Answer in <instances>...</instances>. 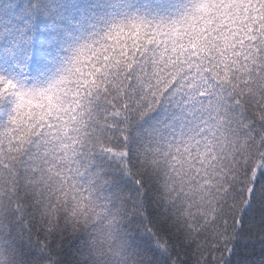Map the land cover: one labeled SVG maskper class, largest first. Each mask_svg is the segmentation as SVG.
<instances>
[{
    "label": "snow or ice",
    "instance_id": "6c2138e0",
    "mask_svg": "<svg viewBox=\"0 0 264 264\" xmlns=\"http://www.w3.org/2000/svg\"><path fill=\"white\" fill-rule=\"evenodd\" d=\"M0 264H264V0H0Z\"/></svg>",
    "mask_w": 264,
    "mask_h": 264
}]
</instances>
